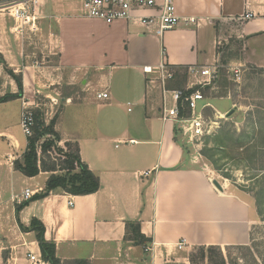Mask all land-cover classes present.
Masks as SVG:
<instances>
[{"label": "crops", "instance_id": "obj_1", "mask_svg": "<svg viewBox=\"0 0 264 264\" xmlns=\"http://www.w3.org/2000/svg\"><path fill=\"white\" fill-rule=\"evenodd\" d=\"M81 2L39 0L34 27L21 29L0 12V97L18 94L8 71L22 85L18 99L0 104V264H36L30 255L46 264L35 232L20 229L32 219L43 225L44 239L55 245L61 262L189 264L195 248L247 246L258 220L254 199L223 186L217 190L208 164L179 129V142L194 152L174 142L177 125L161 115L163 88L172 90L168 81L162 84L158 68L216 66L217 45L229 27L242 47L236 65L264 70V0H174L180 24L162 36L139 20L152 11L107 25L84 18ZM86 42L97 47L87 49ZM145 67L153 73L144 74ZM113 71L123 73L116 82ZM78 82L76 100L59 98L65 103L55 131L61 144L77 145L99 189L85 196L52 193L16 212L14 198L26 189L39 194L50 175L29 178L13 167L27 145L20 127L23 103L31 108L37 96L55 100L56 87ZM101 93L108 100H98ZM74 105L68 119L73 127H65V110ZM130 223L150 240L146 247L124 240Z\"/></svg>", "mask_w": 264, "mask_h": 264}, {"label": "rangeland", "instance_id": "obj_2", "mask_svg": "<svg viewBox=\"0 0 264 264\" xmlns=\"http://www.w3.org/2000/svg\"><path fill=\"white\" fill-rule=\"evenodd\" d=\"M236 25L237 23H235V26ZM33 31L35 32L36 30ZM208 31L209 33L211 32L210 30ZM240 44L241 42L232 36V32L228 27L226 32L223 34L220 43L217 45V51L222 58V65L218 63L216 66L218 67L220 65L222 76L226 75V78L230 80V74L235 70H239V80H233L236 84L233 87H229L228 85L224 87V83L219 86L217 83L209 91L207 101H201L197 104V109H200V107L205 104H208V106L211 107L204 111V116L207 122L213 123L210 134L197 141V151L202 156L204 147H214L215 143L212 138L216 140L225 132H234L236 135H239L241 132H248L250 129H253L255 132L251 142L253 148H251L249 156L251 155V159H253V168H258L264 165V156L261 157L260 154L264 152V149H262L264 148V129H261L258 125L250 128L248 125L247 112H252L254 118L256 119L257 115L254 113L255 111H259L264 114V72L252 74L248 67H238L236 65L235 61L239 59L242 49ZM85 46L87 49H93L94 47H97V43L90 44V42H86ZM51 62L54 63V60L52 59ZM119 72L120 71H113V82H116L119 76L123 74L122 72ZM157 82L161 83L160 80H157ZM191 83H193V80H187L186 85H184L183 80H175L173 82H166L165 86L169 85V88L179 90L184 86L187 88V86ZM198 87L200 86L198 85ZM56 88L57 89L55 90L58 93V97L54 96L56 97L55 100L45 99L43 97L37 96L35 105L29 109L31 110L35 108H41L45 114V122L47 111H49V117L52 118L56 112L59 113V110H62V107L65 103V101L59 99L62 97V95H71L74 100L78 98L77 91L80 89V83L78 82L72 87L63 85ZM201 89L203 88L200 87L199 91H201ZM126 102L133 105V110L134 104L132 103L131 99L124 101V103ZM168 105L171 106L170 100L168 101ZM75 106L77 105L65 110L63 121L65 127H73V125L69 126L71 125L72 121L68 122V119H70L72 116L71 114L75 112ZM48 122L49 121L46 123ZM207 138H211V140L206 144ZM55 147H58L59 149L66 152V148L61 143L56 144ZM186 149L189 152H194L192 149H190L191 151L189 148ZM238 152L241 154L243 160L237 163L235 166H233V163L230 160H222L219 162V165L221 166L218 172L213 170L212 166L203 156L200 160L201 162L208 164L213 178L221 187L223 186L231 190H236L237 192L246 194L254 199V195L259 192L258 185L254 186L256 182L255 176L257 173L254 169L249 170L247 168L248 162L246 159L248 157L246 156L248 154H246V150H239ZM48 157L50 161H47V158L44 157L45 161L47 163L54 162V164H59L60 160H63L64 158L63 155L57 153L56 149L52 150ZM216 158H218V156ZM249 179L252 180L249 181ZM256 208H258V206ZM259 210L264 212V199H261L260 201ZM199 248L193 249L188 254L187 258L189 260V264L220 263L219 258L209 260L207 253L203 255ZM221 251L223 253L224 264H264V213L263 216L258 215V220L250 232V243L247 246L228 247L221 249Z\"/></svg>", "mask_w": 264, "mask_h": 264}, {"label": "trees", "instance_id": "obj_3", "mask_svg": "<svg viewBox=\"0 0 264 264\" xmlns=\"http://www.w3.org/2000/svg\"><path fill=\"white\" fill-rule=\"evenodd\" d=\"M2 63V58L0 57V64ZM220 65H222V58H220ZM218 66L217 78L211 82L210 85L201 87L202 95L208 99V93L217 83L219 86L221 84L226 87L235 86L233 81V73L230 74V80L226 78V75L222 76V71ZM167 68L173 70L172 80L168 82H173L175 80H183L184 85L187 82V67H169ZM252 74L264 72L262 69L255 68L253 66H248ZM8 74L13 77L18 88V94H6L0 97V104L6 103L14 99H18L22 89L20 77L15 76L11 71H8ZM220 77V78H219ZM221 79V80H220ZM220 81V82H219ZM169 86V85H168ZM166 87L169 90H178ZM200 87L195 86L190 90L186 91L185 86L182 87L181 91H185V95L193 93L196 90H199ZM236 104V103H235ZM61 110H59L60 113ZM31 114L32 125L30 127L31 136L27 137V145L24 153L21 158L13 162V167L16 171H19L26 177H35L40 172H48L50 175L45 183V187L39 194H35L29 200L21 203L17 206L16 212L24 207L27 203L35 200H40L52 193H66L73 196H85L94 194L99 189V180L98 178L88 169L86 164L81 161L78 147L75 143H64L63 146L66 148V152L56 148L55 145L60 143V138L58 133L55 131V126L58 120L59 113L56 114L49 120L48 123L45 122V114L41 108H35L29 110ZM257 119L254 118L252 112H247L248 125L251 127L258 125L261 129H264V114L255 111ZM188 112H180V117H187ZM253 117V118H252ZM260 129V130H261ZM252 130V135H251ZM174 142L179 143L186 153L188 150L185 148L184 144L179 142L180 132L177 127L174 128ZM255 134L253 129H250L248 132H241V134L236 135L234 132L229 133L225 132L218 139H213L214 147L205 148L203 150L202 156L208 161L212 166L215 172L220 170L219 162L222 160H230L233 163V166L237 165L240 161L243 160L239 150H246V161L248 162L247 168L249 170H255L257 175L255 176L256 182L254 186L258 185L259 192L254 195L255 204L258 215L263 216L262 210H259V205L261 199H264V165L253 168V159L251 155L249 156L250 150L252 147L253 135ZM258 134V133H257ZM261 134V133H260ZM257 136V135H256ZM217 137V136H216ZM215 137V138H216ZM211 138L206 139V144ZM56 149L57 153L63 155V160H60L59 164H54V162L47 163L44 157L49 160L48 155L52 150ZM264 149V148H262ZM261 157L264 156V152L260 153ZM218 156V158H216ZM252 179H249L251 181ZM260 180V181H258ZM22 231L28 232L33 231L36 234L41 260L46 264H89L87 261H68L61 262L55 255V245L53 243L47 242L44 239V227L36 219H32L30 225L25 228L20 225ZM125 241L131 242L134 246L146 247L150 240L144 237L140 233V227L136 223L126 224L125 229ZM200 252L204 255L207 253L208 259H218L220 260L219 264H224L223 253L218 247H200ZM191 261V260H190ZM193 261V260H192Z\"/></svg>", "mask_w": 264, "mask_h": 264}, {"label": "built area", "instance_id": "obj_4", "mask_svg": "<svg viewBox=\"0 0 264 264\" xmlns=\"http://www.w3.org/2000/svg\"><path fill=\"white\" fill-rule=\"evenodd\" d=\"M39 0H6L0 2V12H7L12 19L19 25V29L27 26L34 27L36 20V7ZM152 11L151 15H140L139 20L144 28L156 36H162L165 32L174 30L180 24V18L176 14L174 0H82L81 12L84 18L95 19L110 25L117 21H128L134 18L139 12ZM186 24L194 25V19L184 21ZM162 84L165 81L172 80L173 70L167 68L164 64H160L158 68ZM144 74H152L153 70L149 67L143 68ZM218 67H191L187 69V80H193L189 84L187 90L195 86H208L217 78ZM233 80H239L240 71H234ZM185 91L172 90L167 91L163 88V105L161 110L162 120L171 121L178 126L182 137L186 143L190 145L199 158L202 156L197 151V141L204 136L209 135L212 124L207 122L204 111L211 108L205 104L198 108V103L207 101L199 90L194 91L188 96ZM169 94L171 106L168 105L164 97ZM98 100H108L106 93L98 94ZM29 107L23 103V110L20 117V127L25 137L31 136L30 127L32 125ZM130 111V109H128ZM188 112L187 117H180V112ZM132 143V141H130ZM32 197L31 192L26 189L20 197L14 198V202L21 204ZM183 242L177 244L181 249ZM29 260L36 264H41L40 260H36L30 255ZM43 262V261H42Z\"/></svg>", "mask_w": 264, "mask_h": 264}, {"label": "water", "instance_id": "obj_5", "mask_svg": "<svg viewBox=\"0 0 264 264\" xmlns=\"http://www.w3.org/2000/svg\"><path fill=\"white\" fill-rule=\"evenodd\" d=\"M212 184L215 186V188L219 191L222 190V187L218 184V182L214 179L212 180Z\"/></svg>", "mask_w": 264, "mask_h": 264}]
</instances>
